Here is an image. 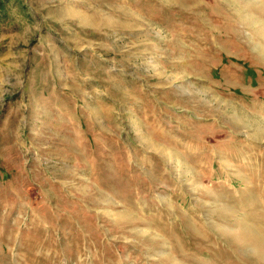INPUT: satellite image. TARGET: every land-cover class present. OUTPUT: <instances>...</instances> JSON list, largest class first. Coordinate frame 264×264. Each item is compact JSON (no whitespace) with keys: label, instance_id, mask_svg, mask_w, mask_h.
Masks as SVG:
<instances>
[{"label":"rangeland","instance_id":"obj_1","mask_svg":"<svg viewBox=\"0 0 264 264\" xmlns=\"http://www.w3.org/2000/svg\"><path fill=\"white\" fill-rule=\"evenodd\" d=\"M0 264H264V0H0Z\"/></svg>","mask_w":264,"mask_h":264}]
</instances>
